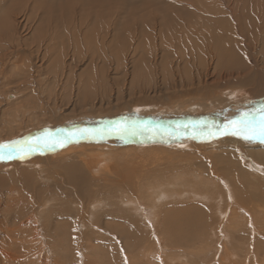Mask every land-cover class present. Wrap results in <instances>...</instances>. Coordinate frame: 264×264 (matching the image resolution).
<instances>
[{
  "label": "bare ground",
  "instance_id": "1",
  "mask_svg": "<svg viewBox=\"0 0 264 264\" xmlns=\"http://www.w3.org/2000/svg\"><path fill=\"white\" fill-rule=\"evenodd\" d=\"M234 2L235 0H227L229 6L226 7V2L224 1V4L221 6L224 10H216L214 13L217 14L213 16L215 19H211L206 22L207 24H204V33L208 36L193 33L190 35L192 43L187 40L186 35L184 36V42L182 38L178 42V44L187 46L194 42V45H196L198 41H204L205 39L209 40L213 45H209L208 47L205 43L208 52L204 49V53L206 52L211 61L207 62L206 60L204 65L213 67L212 72L215 74L222 71L223 68L228 67L225 69L228 71L226 80L233 84L230 85L227 82H225L227 84L219 83L217 85L215 84V88L212 89L210 85H207L206 81H200L201 84L204 83V85H200L205 88L203 92H201L202 89L198 87L199 89H196L194 93H191L193 92L191 90L187 95H184L187 98L192 95L186 102H184V99L177 102L178 106L180 105L184 110L195 107V105L203 109L207 106L211 109H215L217 106L213 104L219 107V105L226 103V100L230 96L236 95L239 97V95L244 93L246 96H249V98L257 100L258 103L264 101V0H249V3H244L242 6L241 4L237 5L235 14L231 11V4H234ZM43 3L45 4V1ZM82 4L85 3L82 2ZM77 5H79V3ZM7 6L5 11L0 12L1 20L4 18V14L7 16L10 12V7L9 5ZM238 6L240 7L238 8ZM246 8H248L247 16H245ZM222 11L224 13L223 17L220 15ZM88 14L89 12L87 15ZM133 15L135 14L133 13ZM27 16L30 19L33 18L31 15ZM210 16L211 15L205 16V20L209 19ZM81 17H83V15ZM28 18L26 20H19L17 18L12 20L10 17L8 24L14 29H18L20 26H22V28L28 27ZM57 18H54V20H57ZM76 18L75 16V19ZM70 20L69 17V21ZM75 21L72 23L69 22V26L68 24V27L66 26L67 30H70L71 33L73 32V35L71 34L70 36L67 35L64 37L75 44L80 42L83 43L84 48L89 50L93 35V31L90 29V23L86 19ZM245 21H248V24ZM215 23H218L216 27L222 31V35L219 37L215 34L214 26L212 25ZM173 28L175 29V26ZM159 31L158 36L160 37ZM0 32L2 33L1 30ZM74 32L78 33L74 34ZM28 37L17 34L8 41V44H5L0 36V75L10 69V72L16 70V73L11 74V76L13 78L14 75L19 74L16 85L19 87L21 86V88H23V84L25 83L33 86V84L37 82H32V77L34 75L32 76L31 72H36L40 66L34 64L33 59H38L40 62H43L53 51H49L48 46L50 45H46L42 42L45 35L38 37L35 42L33 41L31 47L28 46L27 43ZM144 37L143 40L146 41L147 39ZM45 41L47 40L45 39ZM149 42L146 41L145 43L149 45L151 44V42ZM52 43H55V41ZM132 45L134 44L132 43ZM137 45L135 46L138 47ZM63 46V48H65L64 43ZM53 47L55 49V46ZM93 47L95 48L94 45ZM56 48L58 49V47ZM63 48L62 50H64ZM140 48L141 47H139V49ZM185 48L186 47H181V50L175 49L176 51L171 54L178 53L180 55V60L183 61H181V63L190 65L191 61L190 58L187 57V53L190 52V55H194V53L192 50H185ZM76 49H74L75 53H72L73 58L71 59L69 57L71 60L69 59V61L64 62V67L62 69V76L64 73L67 75V83H69L70 78L74 77L73 73L76 69H73V66L79 63L78 60L81 61L84 59L82 58L83 54H79L80 51ZM22 52H28L31 64L26 62L28 68L22 70L23 72L21 73V71H18V68L16 69V63L18 61H24L22 57H20ZM85 53L86 52H84V55ZM56 54L58 55L60 53L56 52ZM75 56L77 61L74 58ZM104 56L106 55L104 54ZM18 57H20L21 60H19ZM143 57L135 60L137 68L138 66H143V71H153L154 69L150 66L152 62L149 63V66H146L145 64H147V62L144 64L145 57L144 59ZM85 58H87V60L84 61L89 64L95 63L90 56L85 55ZM248 58L250 59V64L246 63ZM25 61H28V59L26 58ZM240 61L245 63L240 65ZM193 62L194 61H192V63ZM231 70H235L236 73L234 71V73H230L232 72ZM141 74L143 73L141 72ZM88 75L90 76V74ZM64 77L65 76H63V78ZM12 80H14V78ZM54 80L56 81L57 78ZM46 81L47 80H45V86H48ZM10 82L6 85H10ZM71 82L72 81H70V84ZM59 83L63 84L62 81H59ZM55 84L56 82L51 85ZM182 85L190 87L194 85V81H190L189 78V81ZM76 86L77 93L71 92L73 88L69 94L70 98H67L68 101L74 99V103H72V107L66 111L67 113H65V111L62 113L57 112L62 109L58 107L59 101L62 102V99L59 100L58 96L56 98V96L53 95L54 92L47 95V87H39V89H41L40 92L44 90V96H49L47 99H51L52 103L49 106L45 107L42 102L33 100L38 98H33L37 91L32 90V88L31 90L23 88L26 92V95H24L26 97L18 99L19 101L16 97L12 100H8L5 109V105L0 104V123L5 126H14L12 127L14 129L0 132V142L12 141L22 136L26 138L28 132H35L37 129L47 128L48 126H50V128L47 129L49 132L57 130L65 131L69 128H74L72 125H75L76 128L77 123L81 124L83 122H74L71 126L66 127L69 121L64 123V118H73V120H76L75 118L79 116L86 117L92 114L94 116L103 114V112L100 113L101 110H97L100 109L101 106H97V103L90 102V99L95 98V95L91 96V93L86 90V84L84 86L81 77L76 81L74 87ZM207 89H209L212 94L207 95V99H205L207 105L203 106V104L196 102L197 96H202ZM38 94L40 93L38 92ZM54 97L55 99L52 100ZM239 100L241 99H238V101ZM141 107L146 106L142 105ZM130 111L133 112L132 107L128 112ZM204 111L207 112L206 110ZM143 112H139L140 117L151 114L148 112L145 113V111ZM118 113L121 114L120 111ZM118 117L117 115H112V118ZM55 119L57 121H54ZM128 120H131L129 116ZM11 124L13 125L11 126ZM221 132L222 131H220V133ZM183 133L181 131L180 133L174 132L172 135L173 137L167 135L168 138L162 135L158 136L157 134L156 138L153 139L141 133L137 135L127 134L121 141H127L128 144H132V147L128 146L122 149L119 144H124L125 142L119 143L115 140L116 137L120 138L121 136L118 133H111L112 135L109 137L111 141L108 142L112 144L106 147H102L91 141L90 144L85 143L87 139L82 138L79 142L68 143L60 150L58 148V152H54L55 148L51 151H45L43 154L36 152L23 160L13 159L8 160L6 163L0 161V264H2V260L6 256L8 257V254L18 246H24L28 249L46 248V250H40L39 257H43L44 255L47 256L50 261L48 264H52V253L47 250V238L45 236L46 231L49 230L48 228L56 232L55 236L59 243L65 240L76 245V251H74V253H77L75 255L72 254L73 259L71 258L72 256L65 258L66 254H64L65 256L63 255L64 262L65 259L69 260V264H93L94 261H92V259L94 257L91 256V251L95 254V251L98 252L100 250L108 254V259L106 260L108 264H264V250L260 245H256V243L260 241L256 239L259 238H261V242L264 243V145H262V147L261 144L257 142L249 144L250 147L246 148L244 147V142L240 143L236 141V137L231 135L230 137L225 136L224 138L221 136L223 138L221 139L219 138L221 134L213 138L211 133L207 131L206 133L205 131L201 132L203 134H194L192 132L189 134ZM96 143H98V141ZM238 146H240L241 151H244L251 160L247 161L246 157H242V153L238 151ZM132 148L143 152H151L152 155L148 160L153 161L154 164L155 161L161 158L169 161V155L165 154V156H160L161 152H167L169 149L179 150L177 156L183 154L185 160L180 161L178 159L174 162V160H176L175 158L178 157L171 158L170 161L167 162L170 164L166 170L162 167V163L159 162L156 164L157 167L149 171V173L157 170L159 175L161 174L160 177L152 176L149 178L148 182L144 184L145 180L143 181L142 179V177L145 176L143 170L144 166H140L139 163L136 164L137 158H134L130 152ZM197 150H200V154H210V157L205 156L198 159L196 155V157L193 155L196 154L195 151ZM173 154L175 155V153ZM134 161H136V165H129L133 164ZM186 162H194L195 166L201 169H188L186 167ZM244 164L247 165L251 171H249ZM170 177L171 180H169ZM71 180L73 181L72 183L70 182ZM123 188H125L129 194L124 193ZM115 192L116 194L113 195V197H116L118 193L121 194L117 196L119 199H117V204H115L116 201L113 204L111 199V194ZM101 193L103 196L105 195L106 199L97 200L96 196ZM124 195L126 196L123 197ZM224 201L226 202V206L221 208L219 203L224 205ZM55 202H58L64 207L61 214H67L69 215L68 217H60V221L56 219L54 221L52 213L55 207H60V209H62V207L55 204ZM180 202L183 208L181 206L177 207V205H180ZM197 205H200L199 208H201V212H196ZM105 208H109L110 210L118 208L123 210L124 214L116 218L118 213L115 214V212L111 211L104 212V210L107 211ZM101 211L102 213H100ZM93 214L97 216V222ZM104 216L107 222L110 221V219L115 220L116 224H113V226H115L113 231L111 224L107 222L105 226L100 224ZM203 217L209 220V225H205L202 221ZM88 219L90 222H88ZM164 220L165 223H168L169 220H171L172 223V230L170 229L171 231L168 234V236L171 237L169 241L167 240L169 237L167 239L165 238V233H163V239H157V236L162 233H159L161 228L159 227L160 229H158L157 225ZM181 222L190 223V226H195L194 223H196L197 227L190 230V228L182 227ZM118 225L122 230H120ZM89 227L91 230L94 229L97 234L100 232L104 234L105 237L108 236V239L103 237L102 239L92 240L91 235L87 233L88 236L84 232L90 230ZM162 229L167 231L165 228ZM192 233L195 234L193 238ZM60 236H63L64 239L60 238ZM110 238H114L117 241L116 243L119 244L125 260L121 261L119 255L110 256V249L105 245V243H111ZM213 239L216 244L219 243V240L228 243L232 241L234 244L232 243L229 247L224 243L219 245L220 249L223 247V255L217 259L219 255L216 256L217 250L215 242L212 241ZM105 240L109 241V243L105 242ZM198 240L199 243L202 244V246H200L201 248H193ZM92 242H96L98 245L90 249L88 246ZM233 245H235L236 249L234 250L235 252L231 254L229 249H233ZM114 246L113 251H115L117 247L116 245ZM124 247H126L125 250ZM97 256H100L99 253ZM91 257L93 258L91 259ZM114 257H118V259ZM75 258H78V260L75 261V263H71ZM99 258L97 260H99ZM61 264L63 263L61 262Z\"/></svg>",
  "mask_w": 264,
  "mask_h": 264
},
{
  "label": "rangeland",
  "instance_id": "2",
  "mask_svg": "<svg viewBox=\"0 0 264 264\" xmlns=\"http://www.w3.org/2000/svg\"><path fill=\"white\" fill-rule=\"evenodd\" d=\"M44 1H45V4L43 3ZM49 1L50 0H14V1H12V0H2L1 1L0 0V2H3V3H0V5L2 4L0 7V9H1L0 12L5 11L8 7L7 5H9V7H10V12L8 13V15L6 16L4 14V18L2 20L0 17V20H1L0 23H2L0 25H3V26H0V30L2 31V33L0 32V36H1V40L4 41L5 44H8V41H10V39L13 36L19 34V35H22L23 37L30 36V37H28L27 43H28V46L31 47L33 41L35 42L38 37L45 35L42 42L45 43L46 45H50V46H48L49 51L53 50L50 53V56L45 58L43 60V62H40L38 59H33L34 60L33 63L40 66V68H38L36 70V72H34V71L31 72V75L32 76L34 75L32 77V82H35V81H37V82L34 83L33 86L28 84V83H25V84H23L24 86L23 85L22 86L26 90H31V88H32V90L37 91V92H35L36 95L33 98L37 97L38 99H33V100L36 102H38V101L42 102L45 107L51 105L52 102H51V99H47L49 96L47 97V96L43 95L44 90H43V92L42 91L40 92L41 89H39V87L40 88L47 87V89H48L47 93H46L47 95L49 93L54 92L53 95L56 96V98L58 96L59 100L62 99V102L59 101V105H58V107H60L62 109H61V111L59 110L57 112L62 113L63 111H65V113H67L66 111L70 107H72V103H74V101H73L74 99H71L70 101H68L67 98H70L69 94L71 92L77 93L76 92L77 86L74 87V85H76V81L78 80V78L81 77V79L84 83V86L86 84V87H85V88H87L86 90L89 93H91V96L95 95V98H91L90 102L97 103L96 104L97 106H101V108L97 109V110H101L100 113L103 112V114H101V115H95L94 116L92 114V115L86 116V117L85 116H79V117L75 118L76 120H73V118H67V119L64 118L63 119L65 121L64 123L69 121L67 123L66 127L71 126L74 122H76V123L77 122H83V123H81V124L77 123L76 128H75V125H72L74 127L72 129L69 128L68 130H65V131L57 130V131L51 132L53 134L59 135L62 133H70V132H77L78 133L79 130H83V129H85V127H86V129L89 128L88 130H94V128H95V130L96 129H103V130H105V133L107 131V133L104 135L103 139H99V138L88 139V138H86L88 141L86 140L85 143L90 144L92 142L95 144H99L102 147H106V146L112 144V143L108 142V141H111V139L109 138L112 135L111 133L116 134V132H114V131L109 133V129H115L118 124L124 125L128 128H132L134 126L137 128L143 127L145 129V131H143L144 133L141 132V134L148 137V138H152V139L156 138L157 134H158V136H161V134L166 136V135H168V134H166L168 132L180 133V131H181L182 133L185 132L187 134H189L190 132H192L194 134H196V133L203 134L201 132L205 131V133H206V131H207L209 133H212L213 131H216L217 129H219V132L220 131L223 132L224 131V128H223L224 124H226L228 122V120L238 116L239 112L241 110H245L246 108H248L250 106L259 107V105L261 103H264V101L263 102L261 101V103H258L257 100L249 98V96H246L244 93V94L239 95V97L236 95L230 96L228 98L229 100L227 99L226 100L227 102L219 105V107H218V105L213 104L214 106H217V107H215V109H211L209 106H207L203 109V108L197 107L195 105V107H190L189 109L184 110V108H182L180 105L178 106V104H177V102H179L181 99H184V102H186L187 99L189 97H191L192 95L188 96V98L185 97L184 95H187L188 92H191V90L193 91L191 93H194V91L196 89H199L198 87H200L202 89L201 92H203V90L205 88H203L200 85H204V83L201 84L200 81H206L207 85H210L212 87V89L215 88V86H214L215 84L217 85L219 83L220 84L221 83L222 84L229 83L230 85H233L228 80H226L227 76H228V71H226L225 69H227L228 67L223 68L222 71L217 72V74H215L212 72L213 67H208L207 65H204V62L206 60H207V62L211 61L208 58L206 52L204 53V49L208 52L206 45L208 47H209V45H213L209 40L205 39L204 40L205 42L204 41H198L196 45H194L195 42L193 44L187 45V46L184 44L183 45L178 44V42L181 38H182V41L184 40L185 35L187 37V40L191 43H192V41H191L190 35H192L193 33H198L199 35L202 34L203 36H208L204 33V30H205L204 24H207L206 22L211 20V19H215V18H213V16H216L217 13H214L216 10H224L221 7L224 4V1L226 2V7L229 6L227 3V0H99V1L98 0H51L50 2ZM250 1H253V0H250ZM82 2H84L85 4H82ZM78 3H79V5H77ZM244 3H249V0H235L234 4H231V11L235 14V10L237 8V5L241 4V6H242ZM117 7H118V9H117ZM239 7L240 6H238V8ZM175 8H176V11H175ZM65 10H67V11H65ZM247 10H248V8L245 9V16H247ZM188 11H189V13H188ZM88 12H89V14L87 15ZM133 13L135 15H133ZM136 13H138V14H136ZM27 15H31L33 18L30 19V18H28ZM68 15L71 19L70 21H69ZM82 15H83V17H81ZM207 15H211V16L209 17V19L205 20V16H207ZM220 15H221V17L224 16L223 11H222V13L220 12ZM75 16L77 17L76 19H75ZM173 16H174V18H173ZM10 17L12 20L16 19V18L19 20H26L28 18L29 19L27 21L28 27L22 28V26H20L18 29L12 28L8 24ZM54 18H57V20L56 19L54 20ZM79 18H80V20H83V19L88 20L90 23V29H91V31H93L89 50L84 48L83 43L80 42L78 44H75L72 41H68L64 37L67 35L70 36L71 34L73 35V32L71 33L70 30H67V27L69 26L70 23L74 22L75 20L80 21ZM67 21H68V23H67ZM245 22L248 24V21H245ZM144 23H145V25H144ZM67 24H68V26H67ZM217 24L218 23H215L212 25L214 26L215 34L218 35V37H219L222 35V31L216 27ZM174 26H175V29L173 28ZM102 31H103V33H102ZM158 31L160 32V37L158 36L159 35ZM43 32H44V34H43ZM5 33H7V34H5ZM76 33H78V32H74V34H76ZM52 34H54V35H52ZM46 36H47V38H46ZM48 36H50L51 38ZM131 36L133 37V40H132ZM143 37L145 39H147L146 41H148V42L150 41L151 44L148 45V43H145L146 41L143 40ZM29 38H30V41L32 39L31 42L29 41ZM58 38H59V40H58ZM45 39L47 41H45ZM136 39L138 40L139 43L137 42ZM52 40H54L55 43L58 44V46H57V44L52 43V42H54ZM101 40H102V42H101ZM63 43L65 45V48H63L64 47ZM132 43L134 45H132ZM205 43H206V45H205ZM142 44H143V49H142ZM153 44L155 47L153 46ZM51 45L55 46L56 52L60 53V54L57 55L54 47ZM93 45L95 46V48L93 47ZM135 45H137L138 47H136ZM156 45H157V47H156ZM61 46L64 50H62ZM56 47H58V49ZM59 47H60V50H62V51L59 50ZM76 47H77V49H76ZM139 47H141V48L139 49ZM151 47H152V49H151ZM181 47H186L185 50L188 49V50L193 51L194 55H190V52L187 53V57L190 58V61H191L190 65H184L183 63H181L182 60H180V55L178 53L171 54L172 52H175L176 50H181ZM74 49L79 50L80 51L79 54L82 53L83 54L82 58H84V59L81 60L82 62L78 60L79 63H77L76 65L73 66V69H76V70L73 73L74 77L70 78V81H72L70 84V81H69V83L66 82L67 75L65 73L63 74V76H65L63 78L62 69L64 67V62H67V61H69L70 58L71 59L73 58L72 53H75ZM168 50H170V51H168ZM110 51H111V53H110ZM84 52H86L85 55H88L91 58H93V62H95V63L89 64L88 62L84 61V60H87V58H85ZM65 54H66V56H65ZM104 54L107 57L104 56ZM51 55H52V57H51ZM143 56L145 57V59ZM20 57H22V60H24V61H18L16 63L17 64L16 69L18 68V71H21V73H22L23 72L22 70H25L28 68V65L26 62L31 64V61L29 60L28 52H22ZM20 57H18L19 60H21ZM104 57H106V58H104ZM116 57H117V59H116ZM140 57H143L144 64L147 62V64H145L146 66H149V63L152 62L150 64V66L154 70L153 71L152 70L143 71V66H138V68H139L138 69L136 66L137 63L135 60H138V58H140ZM26 58L28 59V61H25ZM74 58L77 61L76 56ZM175 59H176V61H175ZM192 61H194V62L192 63ZM244 63L245 62L240 61V65H242ZM246 63L250 64L249 58L247 59ZM24 64H26V65H24ZM10 70L5 71L4 73H2L0 75V104L5 105L4 109L6 108V104L8 103V100H12L15 97L17 100L22 99V97L23 98L26 97V96H24V95H26V92L24 91V89L21 88V86L19 87L18 85H16L17 84L16 80H17V78H19L18 77L19 74L14 75L13 76L14 80H12L13 78H12L11 74L16 73L15 72L16 70H12L11 72H10ZM231 71L232 72H230V73H234V72L236 73L235 70H231ZM86 72H88V73H86ZM141 72L143 74H141ZM88 74H90V76ZM61 77H62V79H61ZM203 77H204V79H203ZM6 78H10V79H6ZM55 78H57L56 81L54 80ZM189 78H190V81H194V85L190 86V87L182 85V84L186 83L187 81H189ZM45 80H47L46 84H48V86H45ZM5 81H6V83H5ZM59 81H62L63 84H60ZM180 81H183V82H180ZM9 82H10V85H6V84H9ZM55 82H56L55 85H51V84H54ZM225 82H227V83H225ZM72 83H73V85H72ZM5 85H6V87H5ZM175 85H176V87H175ZM65 87H66V89H65ZM56 91H58V92H56ZM38 92L40 94H38ZM211 94H212L211 91L209 89H207L206 92L203 93L202 96H197L196 102H199L200 104H203V106H206L207 103H205V99H207V95H211ZM199 95H200V93H199ZM45 99H47V100H45ZM54 99H55V97L52 100H54ZM238 99H241V100L238 101ZM100 102H102V103H100ZM191 103H193V102H191ZM142 105H145L146 107H141ZM130 106L132 107L133 112H131V111L128 112L131 109ZM223 108H226L227 110L223 109ZM124 110H125V112H124ZM204 110H206L207 112H205ZM119 111L121 114L118 113ZM140 111L141 112L145 111V113L148 112L151 114H149L147 116L140 117L139 116ZM122 113H123V115H122ZM112 115L113 116L117 115L119 117L118 118H112ZM128 116L130 117L131 120H128ZM54 121H57V120L55 119ZM12 125L13 124H11V126ZM8 126L7 125L5 126V125L0 123V132L1 131L6 132V131H8V129L9 130L14 129V128H12L14 126H12V127H10V126L8 127ZM100 127H102V128H100ZM49 128H50V126H48L47 128L46 127L41 128L39 130L37 129V130H35V132H28L26 138L28 139L30 137H38L45 130H47ZM188 131H190V132H188ZM221 136L223 138L225 136L230 137V135L221 134L219 136V138H221V139H223ZM23 137L24 136H22L19 139H14V140H22V139L26 140V138H23ZM121 139H123V138H121V137L115 138V140L119 143L125 142L124 144H119L121 146V149L127 148L128 146L132 145V144H128L127 141H123V140L121 141ZM96 140L98 141V143H96L97 142ZM125 140H126V138H125ZM235 140L240 142V143L244 142L239 137H236ZM116 144H118V143H116ZM244 147L249 148L250 147L249 143L244 142ZM56 149L54 150V152H58L61 148H59V150H58V148H56ZM169 151H171V152H169ZM176 151H177V153H176ZM238 151L242 153V157L247 158V161L251 160L246 155V153L244 151H241L240 146H238ZM130 152L132 153L134 158H137V160H136L137 163H136V161H134L133 164H129V165H136L139 163L140 166H142V167L144 166V168H145V169L143 168V170L145 172V176L142 177L143 181L145 180L144 184H146L148 182L149 178L152 176L153 177H160L161 174L159 175L157 170L149 173V171H151L157 167L156 164H158L159 162L162 163V167H164L166 170V168L170 164V163L168 164L167 162H169L171 158L178 157V158H175L176 160H174V162H176L178 159L180 161L185 160L183 154H180L177 156V154H179V150H176V149H171V150L169 149L167 152H161V154H160L161 157L165 156V154L169 155L168 156L169 161L167 159H165L166 160L165 161L164 158H161V159H158V161H155V164L153 163V161L148 160L149 157L152 155L151 152H147V151L143 152V151H139V150L133 149V148L130 150ZM173 153H175L176 156ZM195 153L196 154H193V155L194 156L196 155L198 157V159H201L205 156L210 157V154H208V153L200 154V150L195 151ZM6 162H8V160L3 161V163H6ZM186 163H187L186 167L188 169H197V170L201 169V168H197L195 166L194 162H186ZM150 166H153V167H150ZM245 166L248 168L249 171H251L247 165H245ZM68 180H70V179H68ZM169 180H171V177ZM160 181H162V180H160ZM70 182L72 183L73 181L71 180ZM123 189H124L123 190L124 193H128L125 188H123ZM102 193L96 196L97 200L106 199L105 195L103 196L104 193L103 194ZM115 194H116V192L111 194V199L113 201V204L115 203V201H116L115 204L118 203L119 199L117 198V196L121 195L118 193L116 195V197H113V195H115ZM125 196L126 195H124L123 197H125ZM96 197H95V199H96ZM69 200H71V199H69ZM225 203H226L225 201L223 202L224 205L219 203L220 207L224 208L226 206ZM55 204L60 205L58 202H55ZM60 206L62 207V209H60V207H55V210L52 213V217H53L54 221H55V219L57 221H60L61 220L60 217L65 218V217L69 216L67 214L66 215L61 214L62 211L64 210V207L62 205H60ZM178 206H181V202H180V205H177V207ZM199 206L200 205H197L196 212H201V208H199ZM181 207L183 208V206H181ZM182 208H181V210H182ZM105 209L107 211L104 210V212H108V211L110 212L111 211V212H115V214L118 213L117 216L115 215L116 218L118 216H121L124 214L123 210L118 209V208H114L111 210L109 208H105ZM65 213H67V212H65ZM100 213H102V211ZM93 215L95 216L96 222H97V216L95 214H93ZM100 216H102V215H100ZM105 218H106L105 216L102 218L103 220L100 224L104 225V226L107 223L111 224L112 225V231H113V229L115 227V226H113V224H116L115 220L110 219V221L107 222V219L105 220ZM202 221L205 223V225H209V220L206 217H203ZM88 222H90L89 219H88ZM160 224L157 225V227H158V229L161 228L159 233L162 232L160 234L162 236L158 235L157 239L161 240V238L163 239L164 236L167 239L169 237L168 234L172 230L171 220H169L168 223H165V220L163 222L161 221ZM189 224H187L185 222L184 223L181 222L182 227L184 226V227L190 228V230L197 227L196 223H194L195 226H190ZM42 227H44V226H42ZM118 227L120 228V230H122L119 225H118ZM162 228H165L167 231H165ZM48 229L49 230L46 231L45 236L47 238V246H48L47 250H49L52 253V264H61V262L63 264L64 263L69 264L70 263L69 260L65 259V262H64L63 255L66 254V256L64 255L65 258H69L70 256H72L71 258L73 259V255H75L77 253V252L74 253V251H76V245H73V244H71L65 240H63L61 243H59L57 237L55 236L56 232L52 231L51 228H48ZM89 229H90V227H89ZM198 230H197V232H198ZM84 232L86 234L87 233L90 234L92 240L102 239L103 237H105L104 234H101L100 232H98V234H97L94 229H92V230L90 229V230L84 231ZM163 233H165V235ZM194 236H195V234H193L192 238ZM60 238L64 239L63 236H60ZM105 238L108 239V236H106ZM110 239H111V243H109V241L105 240V242L109 243V244L105 243V245L110 249V256L119 255L121 261L125 260V257L122 254L123 252L120 249L119 244L116 243L117 241L114 238H110ZM169 239H171V237H169L167 240L169 241ZM223 240H224V238H223ZM256 240H260L259 242L257 241L258 243H256V245H260L264 250V243L261 242L262 241L261 238L256 239ZM153 241L155 242L154 239H153ZM212 241L215 242L214 239ZM218 242L220 244L219 243L216 244V242H215L216 250H217L216 256L219 255V256H217V259H219L223 255V247L220 249L219 245L224 243L227 245V247H229V245L231 246L232 243L234 244V242H232V241H229L230 244L226 241L221 242L219 240ZM261 243H263V244H261ZM96 245H98V243L92 242L88 247H90V249H91V247H93V246H94L93 248H95ZM114 245H116L118 247V248L116 247L115 251H113V247H115ZM200 246H202V244L199 243V240H198L197 244L194 245L193 248L200 249L201 248ZM155 247H156V245H155ZM125 249H126V247H124V250ZM235 249H236L235 245H233V249H229L230 253L233 254L235 252L234 251ZM40 250H46V248L40 247V248L28 249L24 246L15 247L14 250L8 254V257L6 256L2 260V264H48V263H50L47 256L44 255L43 257H39ZM117 252H118V254H117ZM219 252H220V254H219ZM96 253L97 254L99 253V255H100L99 257H101V258H99ZM103 254H106V255H103ZM83 256H85V255H83ZM91 256L94 257V258L91 257V259L93 258L92 261H94L93 264H103V263L108 264V262L106 261L108 259V254L106 252H104L103 250H100L98 252L95 251V254L91 251ZM103 256H106V257H103ZM98 258H99V260H97ZM114 258L118 259V257H114ZM215 259H216V257H215ZM77 260H78V258H75L71 263H73V262L75 263V261H77Z\"/></svg>",
  "mask_w": 264,
  "mask_h": 264
},
{
  "label": "snow or ice",
  "instance_id": "3",
  "mask_svg": "<svg viewBox=\"0 0 264 264\" xmlns=\"http://www.w3.org/2000/svg\"><path fill=\"white\" fill-rule=\"evenodd\" d=\"M224 131L219 129L213 131L211 136L214 138L218 134L231 135L239 137L245 143H259L264 145V103L259 107L250 106L245 110H241L239 115L228 120L223 126ZM118 133L121 138L127 134L137 135L145 131L143 127L128 128L118 124L115 129H109L110 132ZM103 129L88 130L83 129L79 132H70L62 134H53L45 130L38 137H30L26 140H13L8 142H0V161L13 159H26L36 152L43 154L45 151H51L55 148H63L68 143L79 142L82 138H99L103 139L105 135Z\"/></svg>",
  "mask_w": 264,
  "mask_h": 264
},
{
  "label": "water",
  "instance_id": "4",
  "mask_svg": "<svg viewBox=\"0 0 264 264\" xmlns=\"http://www.w3.org/2000/svg\"><path fill=\"white\" fill-rule=\"evenodd\" d=\"M173 133H174V132H168L167 134H168V136L173 137V136H172ZM161 135H162V134H161ZM162 136H164V135H162ZM168 136L166 135V136H164V137H167V138H168Z\"/></svg>",
  "mask_w": 264,
  "mask_h": 264
}]
</instances>
